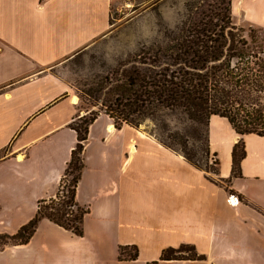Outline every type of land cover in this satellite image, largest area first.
<instances>
[{
  "label": "crops",
  "instance_id": "0c3cea01",
  "mask_svg": "<svg viewBox=\"0 0 264 264\" xmlns=\"http://www.w3.org/2000/svg\"><path fill=\"white\" fill-rule=\"evenodd\" d=\"M111 3L0 0V235L15 234L58 190L77 142L70 124L91 109L56 69L107 32ZM231 7L235 20L264 28V0H232ZM239 140L245 156L234 176ZM208 147L217 174L99 112L76 187L87 208L83 235L41 219L27 243L0 249V264H264V136H241L212 115ZM182 244L205 259H160ZM130 246L137 257L120 258Z\"/></svg>",
  "mask_w": 264,
  "mask_h": 264
},
{
  "label": "trees",
  "instance_id": "16d2710c",
  "mask_svg": "<svg viewBox=\"0 0 264 264\" xmlns=\"http://www.w3.org/2000/svg\"><path fill=\"white\" fill-rule=\"evenodd\" d=\"M231 1L187 0L184 20L177 31H166L165 43L140 48L133 58L118 63L106 76L92 82L83 94L101 106V112L112 119L116 128L128 124L138 129L150 119L156 125L160 122L164 131L168 126L159 116L165 111H178L190 124L204 126L203 153L209 157L208 121L212 115L226 118L241 136L248 133L264 136V41L257 37L262 30L250 26L246 38L244 28L233 22ZM98 113L91 111L79 118L80 124H70L77 142L54 197L40 200L34 217L15 234L0 235V241L8 237L14 240L12 244L27 243L44 218L75 235H83L82 221L87 208L76 201V187L83 168V143ZM168 137L173 143L186 145V139L180 135ZM157 141L180 153L165 140L157 138ZM180 154L196 168L217 174V168L209 167L208 171L186 152ZM231 156V171L236 176L245 156L242 140L234 145ZM213 163L217 164L215 160ZM67 176H71L68 185ZM60 197L64 200L55 204ZM128 249L130 252L125 256ZM137 251L136 246L121 247L119 257L135 259ZM185 251L191 254L179 256ZM160 259L204 260L205 256L193 245L182 244L163 250Z\"/></svg>",
  "mask_w": 264,
  "mask_h": 264
},
{
  "label": "rangeland",
  "instance_id": "374dc122",
  "mask_svg": "<svg viewBox=\"0 0 264 264\" xmlns=\"http://www.w3.org/2000/svg\"><path fill=\"white\" fill-rule=\"evenodd\" d=\"M186 1L112 0L110 25L107 32L82 51L69 57L56 69V72L66 79L73 89V94L78 98L80 106L91 109L89 112H101V106L87 98L83 94V90L88 88L92 82L106 76L117 67L118 63L133 58L140 48L165 43L167 40L166 31H177L181 21L184 20ZM232 19L236 25L244 28V35L248 38L250 26L233 17ZM260 30L262 31L257 32V37L264 41V28ZM159 119L167 124L168 129L163 131L160 122H156L158 123L156 125L154 121L147 119L140 124L137 130L148 135L152 133V137L156 141L157 138L165 140L166 143L172 144L171 146L178 152H186L192 161L203 168H208V171H210L209 167L216 169V165L213 163L214 159L210 160V157L203 153L205 135L202 124L199 126L194 123L190 124L186 117L178 111H165L159 116ZM76 124H80L79 119ZM171 135H180L186 139V145L182 147L173 143L168 137ZM66 178L68 185L71 176ZM62 200L64 199L61 197L55 199V204H61ZM13 242L14 240L4 237L0 241V248ZM190 254L189 251H185L179 256Z\"/></svg>",
  "mask_w": 264,
  "mask_h": 264
},
{
  "label": "built area",
  "instance_id": "2783aa9c",
  "mask_svg": "<svg viewBox=\"0 0 264 264\" xmlns=\"http://www.w3.org/2000/svg\"><path fill=\"white\" fill-rule=\"evenodd\" d=\"M230 198H232V204H237L238 203V198L234 197L233 195L230 196Z\"/></svg>",
  "mask_w": 264,
  "mask_h": 264
}]
</instances>
